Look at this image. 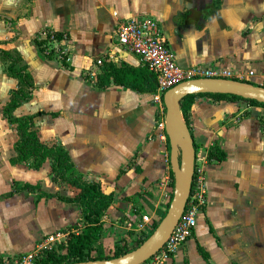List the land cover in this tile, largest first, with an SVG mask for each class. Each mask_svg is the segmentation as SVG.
Listing matches in <instances>:
<instances>
[{
	"label": "crops",
	"instance_id": "1",
	"mask_svg": "<svg viewBox=\"0 0 264 264\" xmlns=\"http://www.w3.org/2000/svg\"><path fill=\"white\" fill-rule=\"evenodd\" d=\"M138 14L159 21L180 66L199 64L262 81L264 0H0V48L19 56L17 64L31 83L30 97L10 110L11 117L33 114L38 140L67 152V175L112 191L88 250L100 257L139 237L143 216L150 230L173 189L166 134L155 126L161 112L155 89L112 81L99 87L85 78L86 71H101L97 57L144 65L112 40L116 22ZM47 29L60 31L61 38L44 39L41 31ZM39 38L65 45L69 58L46 57L35 43ZM4 66L0 58V164L7 167L0 168V257L30 249L47 233L66 235L81 225L79 207L57 197L78 189L52 176V155L37 166L32 156L16 158L19 134L1 109L17 80ZM184 122L194 162L203 165L205 202L190 236L160 264H264V106L196 94ZM214 143L225 156L206 161ZM24 182L38 186L30 191ZM73 224L78 227L68 228Z\"/></svg>",
	"mask_w": 264,
	"mask_h": 264
},
{
	"label": "trees",
	"instance_id": "2",
	"mask_svg": "<svg viewBox=\"0 0 264 264\" xmlns=\"http://www.w3.org/2000/svg\"><path fill=\"white\" fill-rule=\"evenodd\" d=\"M48 35H52L54 38L58 39L61 38L62 33L55 29H47L44 39ZM35 43L41 50H44L45 45H47L46 40L42 41L41 38L37 39ZM44 55L46 57H50L53 56L54 53L52 54V50L49 49L44 51ZM0 58L5 62V73L9 76H13L17 80V87L10 90L9 100L2 106L1 109V112L6 120L9 123L15 124V128L19 134L17 140L13 143V149L16 152V158L18 160H24L32 156L31 165L37 166L46 154H51L52 176L61 181H67L76 186L78 189L77 192L71 197L60 195L57 197L65 202H72L79 207V221L81 222L80 227L78 230L68 229L66 231L65 241L58 244V250H47L41 257L35 260L34 264H58L61 262L78 261L89 258H101L100 256L89 255L88 250L93 246L92 241L95 240L97 234L102 228L100 217L112 201V191L102 190L98 181L84 180L76 175H67L66 171L70 166L67 152L65 149H62L59 146L53 144L45 145L38 140L35 130L31 127L33 114L22 115L15 118L11 117L10 110L18 105L21 101L27 100L30 97L29 88L31 87V83L28 72L24 67H20L17 64L19 59L17 54H12L8 50L0 48ZM100 61L102 64V69L101 71H97L94 75L93 83L95 85L102 87V85L108 84L110 81H112L117 84L129 86L130 88H135L137 90L155 89V77L152 71H150L145 65L132 66L123 61L115 65L110 59L106 57H102ZM244 80L251 82V80L248 79ZM260 84L264 86V77ZM198 94H210L215 97L240 98L236 95L224 93ZM193 95L196 94H187L179 100V108L184 120L185 113L190 105ZM246 100L251 104L264 106V103L256 102L251 99ZM224 156L225 152L215 143L208 146L206 152V161H220L224 158ZM33 159L35 160L33 161ZM37 186V183L29 184L27 182H24L22 185L23 188H26L30 191ZM42 195L48 197L53 194L42 192ZM156 223H154V225ZM76 227H78L76 224L68 226V228ZM149 232L139 235V237L133 239L130 242H124L120 245H115L112 256L135 247L149 234Z\"/></svg>",
	"mask_w": 264,
	"mask_h": 264
},
{
	"label": "built area",
	"instance_id": "3",
	"mask_svg": "<svg viewBox=\"0 0 264 264\" xmlns=\"http://www.w3.org/2000/svg\"><path fill=\"white\" fill-rule=\"evenodd\" d=\"M43 36L46 32L41 31ZM50 42H56L52 35H48ZM113 42L121 49H125L138 56L139 60L152 71L155 81V93L153 98L160 105V113L156 121V127L164 131V106L162 103L163 91L171 85L184 79L198 76H220L242 79L239 73H232L226 70H218L203 65L180 66L166 44L159 21L145 14L132 15L125 19L118 20L112 32ZM45 45L43 52L51 49L57 59L66 61L68 50L65 45ZM97 57L95 62L101 63ZM95 70L86 71V78L93 82ZM203 165L193 163L190 188L183 206V210L173 225L162 245L147 259L138 264H160L165 256L190 236L196 221V214L201 205L205 202V182ZM146 216L137 225L140 227V234L147 233L145 222ZM152 229V228H151ZM150 229V230H151ZM65 233L55 231L40 237L33 246L21 253L1 257V264H34L35 260L41 257L47 250H58V244L64 242Z\"/></svg>",
	"mask_w": 264,
	"mask_h": 264
},
{
	"label": "water",
	"instance_id": "4",
	"mask_svg": "<svg viewBox=\"0 0 264 264\" xmlns=\"http://www.w3.org/2000/svg\"><path fill=\"white\" fill-rule=\"evenodd\" d=\"M198 93L231 94L264 103L263 85L233 77L198 76L184 79L166 88L161 99L164 106V132L168 143L173 189L163 215L139 244L125 252L109 257L58 264H138L162 245L183 210L194 163L192 136L182 118L179 100L187 94Z\"/></svg>",
	"mask_w": 264,
	"mask_h": 264
},
{
	"label": "rangeland",
	"instance_id": "5",
	"mask_svg": "<svg viewBox=\"0 0 264 264\" xmlns=\"http://www.w3.org/2000/svg\"><path fill=\"white\" fill-rule=\"evenodd\" d=\"M48 45H49V43H47ZM52 54H53V51H52ZM1 163H4V162H1ZM7 168L6 166H4L3 164H0V168L2 169V168ZM150 231V230H149Z\"/></svg>",
	"mask_w": 264,
	"mask_h": 264
}]
</instances>
